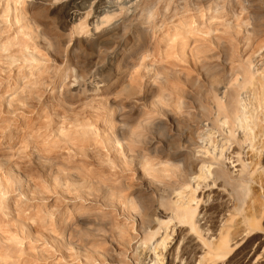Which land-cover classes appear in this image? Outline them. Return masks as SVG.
Wrapping results in <instances>:
<instances>
[{"label":"bare ground","instance_id":"bare-ground-1","mask_svg":"<svg viewBox=\"0 0 264 264\" xmlns=\"http://www.w3.org/2000/svg\"><path fill=\"white\" fill-rule=\"evenodd\" d=\"M9 1L26 2L7 0L3 20L10 15ZM191 8L202 14L201 24L207 27L202 45L191 50L202 57L207 79L203 113L191 115L194 121L188 124L190 112L182 114L188 103L175 94V107L168 109L173 98L159 87L162 94L156 93L160 96L153 104L160 118L145 112L149 115L144 113L135 127L121 102L101 100L109 166L115 167L116 161L132 165L138 182L120 188L110 183L102 189L108 201L118 202L120 219L106 213L80 215L69 226L62 220L61 242L70 249L88 252L84 237L104 230L111 246L94 252L109 264H244L253 250L256 260L264 258V244L254 248L264 235V0H33L29 19L25 8L21 15L17 5L14 11L17 22L27 21L31 38H41V44L60 57L66 52L78 56L81 78L74 90L103 95L120 77L121 68L137 66L139 53L133 54L139 43L141 55L152 58L141 59L146 62L141 65L137 61L139 68L147 69L148 80L168 79L153 58L155 41L168 22H180L181 28L174 27L175 41L188 33L182 20ZM56 9L62 12L65 30L59 28V15H52ZM15 45L33 71L36 65L28 61L38 60L25 41L0 42V50L8 52ZM186 45L182 39V52ZM221 52L231 61V77L223 87L213 71L225 65L211 61ZM133 76L134 81H126L132 90ZM142 143L147 146L137 150ZM4 163L0 160L1 170ZM5 173L6 181L0 180L4 195L13 184L23 190L25 172ZM1 204L6 207L5 197Z\"/></svg>","mask_w":264,"mask_h":264},{"label":"rangeland","instance_id":"rangeland-1","mask_svg":"<svg viewBox=\"0 0 264 264\" xmlns=\"http://www.w3.org/2000/svg\"><path fill=\"white\" fill-rule=\"evenodd\" d=\"M32 1L17 4L9 1L10 15L3 20L1 15L7 0H0V42L14 41L15 38L25 41L34 49L29 51L34 52L38 60L28 61L36 65L30 71L27 62L17 52L18 45L8 52L0 50V160L5 162L3 169H0V180L6 181L5 172L8 169L16 174L25 172L28 177L26 184L22 182L23 190H17L16 184L6 195L0 190V202L5 197L7 203L6 207L0 205V258L3 259L0 264H109L106 257L102 262L104 257L100 258L94 252H103L111 246L104 230L94 231L84 237L87 239L84 241L88 245V252L76 250L75 246L70 249L61 242L59 233L62 220L66 219L65 224L69 226L80 215L103 216L112 213L120 219L118 202L108 201L102 189L110 183L120 188L138 182L139 173L132 165L116 161L115 167L109 166L110 154L105 140L106 112L101 106V100L113 102L116 99L121 102L124 112L131 114V123L136 127L146 113H160L159 108L153 104L160 96L156 95L160 87L165 96L176 94L177 97L178 94L176 99L182 97L188 103L185 114H182L185 116L190 112L187 119L190 124L194 119L191 115L203 113L207 86L202 57L197 58L191 50L202 45V36H206L202 32L207 27L201 24L202 14L191 8L186 19L182 20L185 25L182 27L186 30L188 28L189 32L183 34L185 31H182V37L175 41V31L181 28L180 22H168L163 33L157 35L156 50H153V58L159 61V66L164 67L168 79L163 82L148 80L144 75L147 69L145 71L141 66L140 69L138 63L141 65L144 63L141 59L148 62L152 58L141 55L144 51L143 45L139 43L135 47L136 54H133L135 57L139 53V62L135 63L137 66L121 68L124 74L119 71L118 80L110 90L105 91L106 94L101 95L98 90H74V85H78L81 78L78 56L70 52H66L63 57L58 56L53 48L41 44V38H31L26 34L31 32L25 27L27 21L20 19L17 22L15 6L21 9L18 11L20 15L22 8H25L29 19V2ZM61 13V10L56 9L52 15H59V28L65 30L66 22ZM182 39L187 41L185 52L181 51ZM217 56L211 61L219 60L225 67L214 69L213 74L222 81L220 86L223 87L231 77V61L229 58L226 60L222 52ZM12 59L16 61L11 64ZM129 72L131 78L135 76V90L126 85V81H134ZM100 89L103 87L100 86ZM172 98L170 103L174 106L172 104L168 109L175 107L176 99ZM187 128L185 126L183 129L186 130H182L187 132ZM145 146V143L137 144L136 149ZM2 176L5 178L2 179ZM165 180L169 181L170 178ZM263 244L264 235L254 248L258 249ZM254 253V250L249 253L244 264H249L251 260L253 264H264V258L260 256L256 260Z\"/></svg>","mask_w":264,"mask_h":264}]
</instances>
